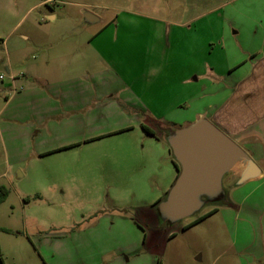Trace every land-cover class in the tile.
<instances>
[{
	"label": "crops",
	"instance_id": "crops-1",
	"mask_svg": "<svg viewBox=\"0 0 264 264\" xmlns=\"http://www.w3.org/2000/svg\"><path fill=\"white\" fill-rule=\"evenodd\" d=\"M66 1L19 0L10 27L0 28V70L8 79L0 84V146L10 145L13 155H24L23 148H28L26 155L38 158L74 150L100 136L80 135L49 151L44 143L67 127L75 132L100 131L103 117L113 111L140 116L112 128L111 133L137 128L145 132L143 126L157 133L152 126L159 125L143 117L162 113L185 118L174 130L207 119L233 139L261 171L258 178L239 186L235 183L242 166L230 173L235 191L234 203L228 201V205L243 213L251 230V245L243 251L254 261L264 257L262 23L247 30L240 23L244 18L228 13L156 15L124 10L106 20L89 40L81 41L86 23L81 25L73 18L66 28L54 31L35 15L47 8L55 13L61 4L84 6ZM45 15L57 20L56 13ZM28 22L26 31L15 37ZM39 145L42 149L37 150ZM8 153V149L0 153V160L10 164ZM173 164L175 183L179 168ZM6 177L7 171L0 180Z\"/></svg>",
	"mask_w": 264,
	"mask_h": 264
},
{
	"label": "rangeland",
	"instance_id": "rangeland-1",
	"mask_svg": "<svg viewBox=\"0 0 264 264\" xmlns=\"http://www.w3.org/2000/svg\"><path fill=\"white\" fill-rule=\"evenodd\" d=\"M18 1L0 0V20L4 21L0 28L10 27L19 10ZM70 1L84 6L58 5L55 21L45 15L54 16L50 8L35 15L54 31L66 28L73 18L81 25L86 23L81 41L89 40L106 20L124 10L156 15L171 11L186 15L228 13L244 18L240 23L247 30L259 22L264 29V0ZM86 14L98 21L89 23ZM29 23L15 37L19 38ZM1 77L8 81L4 70H0V84L4 82ZM126 115L114 111L101 115L100 131L75 132V128L67 127L53 133L44 143L47 151L80 135L100 137L44 158L26 155L28 148H23L24 155H13L10 145L0 146V153L8 149L10 157V164L0 160V175L7 171L0 187L9 191L0 204V264H264V257L254 261L243 251L251 245L252 237L243 213L228 205V201L234 203L232 174L222 182L227 201L207 200L182 221L163 215L159 222L151 220L153 205L167 200L166 192L176 178L173 161H177L165 142L168 130L178 129L185 118L163 113L141 115L144 121L151 119L159 125L152 126L161 138L159 142L139 128L109 132L140 116ZM37 148L42 149L40 145ZM205 198L200 197V201ZM214 209L218 212L183 230Z\"/></svg>",
	"mask_w": 264,
	"mask_h": 264
},
{
	"label": "water",
	"instance_id": "water-1",
	"mask_svg": "<svg viewBox=\"0 0 264 264\" xmlns=\"http://www.w3.org/2000/svg\"><path fill=\"white\" fill-rule=\"evenodd\" d=\"M89 21H97L90 14ZM165 141L179 165V175L165 202L154 208L157 222L165 219L182 221L191 217L199 206L207 202L227 201L223 193V178L237 166H242L235 185L258 178V166L243 149L219 127L207 119L181 130H168ZM207 197L200 201V197Z\"/></svg>",
	"mask_w": 264,
	"mask_h": 264
},
{
	"label": "trees",
	"instance_id": "trees-1",
	"mask_svg": "<svg viewBox=\"0 0 264 264\" xmlns=\"http://www.w3.org/2000/svg\"><path fill=\"white\" fill-rule=\"evenodd\" d=\"M143 130L150 136L152 137H155L156 139H160V137L157 135V133L153 132L152 130H150L149 128L143 126ZM177 167L179 168L178 164H176ZM178 176V175H177ZM8 194H9V191L4 188V187H0V204H2L6 198L8 197ZM154 206L152 207V210H151V213H152V220H155L156 221V215L154 213ZM217 212L216 209L212 210L211 212L207 213L206 215L196 219L193 223H191L190 225L186 226L183 228V230H187L189 228H191L192 226H195L197 224H199L200 222H202L203 220L207 219L208 217L212 216L213 214H215ZM144 231H146L144 228H143ZM174 235H172L170 238H172ZM147 236H145V240H146ZM158 264H161L160 262Z\"/></svg>",
	"mask_w": 264,
	"mask_h": 264
},
{
	"label": "built area",
	"instance_id": "built-area-1",
	"mask_svg": "<svg viewBox=\"0 0 264 264\" xmlns=\"http://www.w3.org/2000/svg\"><path fill=\"white\" fill-rule=\"evenodd\" d=\"M1 79H3V77H1Z\"/></svg>",
	"mask_w": 264,
	"mask_h": 264
}]
</instances>
